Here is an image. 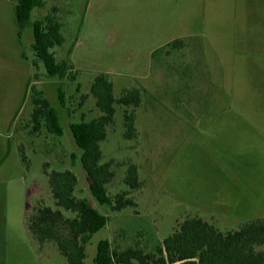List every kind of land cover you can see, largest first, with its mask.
I'll use <instances>...</instances> for the list:
<instances>
[{
  "label": "rangeland",
  "instance_id": "374dc122",
  "mask_svg": "<svg viewBox=\"0 0 264 264\" xmlns=\"http://www.w3.org/2000/svg\"><path fill=\"white\" fill-rule=\"evenodd\" d=\"M41 2L18 36L14 2L0 0V264H67L57 253H38L24 225L35 199L49 197L44 164L72 171L75 195L109 217L90 237L84 264H93L101 240L125 247L135 233L141 243H159L186 216L222 232L264 219V0ZM50 13L65 39L52 53L58 62L69 57L73 81L48 79L34 62L31 24ZM175 39L187 41L176 60L151 58ZM101 73L116 98L131 88L143 91L136 138H123L117 106L101 144L103 162L115 170L108 193L127 191L137 205L114 214L90 196L69 131L71 122L100 115L90 87ZM31 88L56 109L62 137L30 134ZM128 162L138 168V190L123 183Z\"/></svg>",
  "mask_w": 264,
  "mask_h": 264
},
{
  "label": "trees",
  "instance_id": "16d2710c",
  "mask_svg": "<svg viewBox=\"0 0 264 264\" xmlns=\"http://www.w3.org/2000/svg\"><path fill=\"white\" fill-rule=\"evenodd\" d=\"M10 1L14 2L15 22L20 36L30 21L32 10L41 7L42 2ZM31 29L34 62L42 64L45 76L57 81L75 80L76 72L71 70L69 57L58 62L52 53L54 48L61 47L65 42L62 23L50 13L43 21H34ZM186 47L187 41L175 39L154 50L151 58L162 54L164 58L172 57L173 60ZM164 58L160 59L161 63ZM31 90L30 134L37 135L43 131L55 138L62 137L64 131L56 109L42 92L33 88ZM57 93L63 106L61 86ZM90 94L100 115L88 121L81 119L69 124L74 144L80 151L78 161L88 182V191L97 204L106 207L108 213L134 209L137 205L128 196L129 192L122 191L114 196L108 193L107 186L114 180L115 170L112 161L103 162L101 144L107 138L108 128L114 124L117 106L123 110V138H136L135 111L142 103L143 91L131 88L122 91L116 98L108 74L101 73L94 77ZM20 154L27 167L22 149ZM46 167L47 164H44L43 174L47 179L49 197H39L32 203L24 219L26 231L38 253H47L49 256L57 253L67 264H84L85 247L90 237L105 228L109 217L94 208L87 198L75 195L78 180L72 171H48ZM123 183L132 191L141 187L138 168L132 162L126 164ZM51 200L53 207L48 206ZM136 235L134 233L132 237L134 242L125 247L113 246L108 240L99 241L93 264H264V219L260 218L222 232L199 217L186 216L159 243L156 240H144L141 243L135 240ZM149 243L152 245L151 250Z\"/></svg>",
  "mask_w": 264,
  "mask_h": 264
}]
</instances>
